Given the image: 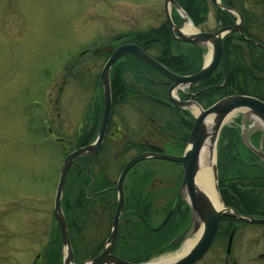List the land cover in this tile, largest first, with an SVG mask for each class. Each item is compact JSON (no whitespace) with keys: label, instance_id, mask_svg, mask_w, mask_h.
I'll return each instance as SVG.
<instances>
[{"label":"rangeland","instance_id":"1","mask_svg":"<svg viewBox=\"0 0 264 264\" xmlns=\"http://www.w3.org/2000/svg\"><path fill=\"white\" fill-rule=\"evenodd\" d=\"M211 4L214 5L212 1ZM212 5L200 26L184 12L195 30L215 31L223 26L215 20ZM173 12L181 19L178 26L187 21L174 7L171 17ZM162 22L166 23L163 0H0V264H53L55 256L61 264L63 248L53 203L61 164L71 151L57 137L72 135L90 101L102 98L98 82L108 59L105 60V49L108 47L110 55L115 47L132 43L124 42L126 38L120 34L158 27ZM235 22L234 19L232 24ZM203 49L202 63L207 52L206 47ZM127 54L132 55H121L109 70L111 101L112 94L117 98L124 93L120 102L113 104L111 124L121 123L130 139H139L145 124L140 122L138 110L167 114V120L174 114L164 106L146 105L133 96L148 93L146 89L150 91L151 85L127 67L123 61ZM116 66L127 70L118 76ZM121 84L125 92L124 88L119 91ZM186 88L189 87L174 89V95L179 98ZM161 94L164 97L163 91ZM189 110L195 113L193 107ZM240 120L250 125L257 122L264 128L261 120L243 111L233 112L223 127L232 130ZM60 124H65L63 131ZM137 151L136 146H129L117 163L125 162ZM222 151V173H227L232 153L224 148ZM156 164L166 166L163 161ZM117 169L118 165L113 166L111 174ZM216 171L218 174V168ZM72 176V170L71 174L67 172L62 198L73 207L74 217ZM73 217L67 226L68 233L70 229L74 232L76 242L82 229L78 231ZM184 241L162 250L155 262L167 260L162 257L180 250ZM76 258L79 262L82 259L78 255Z\"/></svg>","mask_w":264,"mask_h":264},{"label":"flooded vegetation","instance_id":"2","mask_svg":"<svg viewBox=\"0 0 264 264\" xmlns=\"http://www.w3.org/2000/svg\"><path fill=\"white\" fill-rule=\"evenodd\" d=\"M105 52L106 60L110 53L108 47ZM161 79L164 78L160 74L149 77L150 91L146 89L148 93L142 91L133 96H138L146 105L166 107L169 114H174L170 120L164 113L138 110L145 129L138 134L139 139H130L121 129V123L111 124L113 104L124 96L120 92L113 98L112 94V106L98 150L95 154L78 156L69 168L68 174L73 171L72 182H75L73 224L78 231L82 229L77 234L73 253L81 256V261L99 254L109 240L119 199L121 210L110 253L126 261L155 262L164 247L189 238L195 233V227L202 224L187 191L181 190L180 162L151 157L140 160L126 172L121 190L116 188L124 165L134 156L142 152L178 156L184 152L190 130L184 125L189 121L188 114L192 115L172 104L167 93L164 97L159 93ZM98 83L101 88L100 79ZM163 84L167 90L168 84ZM197 84L183 90L179 100L196 101ZM101 96L99 101H90L72 135L57 137L63 147L72 151L95 143L103 118V93ZM245 123L240 120L234 125L237 141L231 144L233 172L217 174L215 191L219 206L215 207L210 199L220 212L215 234L205 253L192 264H264V128L257 122ZM64 127L65 124L60 129L63 131ZM129 146H136L139 151L118 164L117 158ZM156 161H163L166 166L154 165ZM117 165L119 169L111 174L110 169ZM162 213H165L163 217ZM184 230L185 235L173 242Z\"/></svg>","mask_w":264,"mask_h":264},{"label":"water","instance_id":"3","mask_svg":"<svg viewBox=\"0 0 264 264\" xmlns=\"http://www.w3.org/2000/svg\"><path fill=\"white\" fill-rule=\"evenodd\" d=\"M211 1L220 9L230 12L234 16L236 22L231 25L218 27L215 31L196 30L193 33H186L182 31V27L184 24H182L181 26L176 25L171 17V9L172 7H174L183 14L184 21H186L187 16L184 11L181 9L176 0H163L164 18L174 37L179 38L181 41L194 46L206 47L207 43L211 44L210 58L208 60L204 59L202 66L196 72L188 75L177 74L162 65L155 58L148 55L140 46L133 43H124L115 47L109 55L108 59L105 61L100 72V82L102 85V93L104 98V110L98 138L95 143L73 150L66 155L61 164L58 180L55 187L53 215L59 226L61 245L63 248L61 264H76L74 262L73 250L69 239L67 221L61 206L62 195L66 184L67 172L69 170L70 164L76 157L89 153L95 154L99 148V144L104 133L105 122L109 117L111 110L109 70L113 63L125 53H131L141 62L148 64L162 74V76L165 78V80H163L162 82L168 84L167 96L170 102L184 109H189L190 106H196L198 111L192 113L194 122L188 133L187 144L185 146L183 154L175 156L169 154L146 152L134 156L124 165L119 175L117 189L121 190L122 180L126 172L132 165L140 160L151 157L180 162L183 167L181 190L184 189L187 191L188 199L192 204L193 209L201 219L202 233L198 237L194 245L186 250L184 254L176 258L167 259L165 261L163 260L160 262L144 263L130 262L123 260L117 256H113L110 252L117 230L116 219L121 210V203L119 199V205L113 221V230L110 234L109 240L107 239L99 254H97L93 258L85 259L78 264H192L205 253L208 246L210 245V242L216 231L220 212L214 208L212 202L210 201V197L203 189L198 186L196 182V175L201 167L200 153L204 146V143L209 140L210 148H215L219 133L226 122V117L235 111L246 112L261 120L264 125V101L257 97L246 94L230 93L218 99L211 105L203 108L198 102L194 100L180 101L174 95V89L182 86H190L203 80L214 71L221 60H224L222 39L227 33L238 32L241 36H243V15L237 9L222 3L221 0ZM249 40L259 46H262V44L255 39L250 38ZM208 116H212L211 124L207 123ZM257 153L263 156L260 152ZM210 167L214 189L216 190V162H212V164H210ZM197 224L198 222L195 223V226ZM196 229L197 228L195 227L194 231H196ZM185 233L186 230L181 232L178 236H176L173 242L179 241L185 235Z\"/></svg>","mask_w":264,"mask_h":264},{"label":"trees","instance_id":"4","mask_svg":"<svg viewBox=\"0 0 264 264\" xmlns=\"http://www.w3.org/2000/svg\"><path fill=\"white\" fill-rule=\"evenodd\" d=\"M176 2L197 26L203 23L210 11V5H212L210 0H176ZM222 3L241 11L244 18L243 36L237 32H231L223 37L224 60H221L217 68L194 87V90L198 89L194 98L203 107L230 93L251 95L264 100V0H251V2L247 0H222ZM212 7L215 20L221 25H230L234 22V17L228 11L214 5ZM172 19L176 25L181 22V19L174 12ZM120 35L126 38L124 42L139 45L147 54L177 74L188 75L194 73L202 65L203 47L183 44L174 39L165 22H162L158 27L132 30ZM250 38L257 40L262 46L253 43L249 40ZM183 45L187 47L184 48ZM173 50L176 51V54H173ZM125 57L126 59L123 61L126 62L127 67L135 73L136 77L142 78L146 83L149 77L159 76L157 71L140 62L136 57L129 54ZM125 70L127 69L124 67L118 68L116 66L115 74L121 76ZM224 79L225 82L223 83ZM121 88L125 89L123 84H121ZM162 91L164 94L166 93V86L160 83L159 93L161 94ZM188 116L189 121L184 126L189 129L194 120L189 114ZM236 141V131L234 129L226 130V127H223L218 144V173L222 172L221 167L224 158L222 157L224 153L222 149H228L231 152V144ZM230 158L232 159V156ZM230 164L227 165L230 168L228 172L232 173L233 167ZM62 200L64 215L70 226L73 207L71 209V204L63 198ZM69 237L72 249L75 251L74 232L71 229ZM74 261L79 262L76 254H74ZM56 263L58 264L57 256L54 257L53 264Z\"/></svg>","mask_w":264,"mask_h":264},{"label":"bare ground","instance_id":"5","mask_svg":"<svg viewBox=\"0 0 264 264\" xmlns=\"http://www.w3.org/2000/svg\"><path fill=\"white\" fill-rule=\"evenodd\" d=\"M232 8H235V7H232ZM235 9H237V8H235ZM239 12L241 13V11H239ZM182 31L186 32V33H193L196 30H195L194 26L191 24V22L189 20H187L184 23L183 27H182ZM175 39L179 40L183 44L186 43L184 41H181L179 38L175 37ZM206 48H207V52H206V55H205V59L208 60L210 58V56H211V44L207 43ZM142 63H144V62H142ZM144 64H146V63H144ZM146 65H148V64H146ZM162 65H164V64H162ZM151 68L154 69L153 67H151ZM191 107H193V110L195 112L198 111L196 106H191ZM230 116H231V114H229L226 117L225 120H227ZM211 117L212 116H208V118H207V123L208 124H211V122H212V118ZM142 153H146V152H142ZM214 161H215V148L214 147L210 148V142H209V140H207L204 143V146H203V148L201 150V153H200V164H201V167H200V170L198 171V173L196 175V182H197L198 186L207 193V195L213 201L215 207H218L219 203H218L216 191L214 189L212 173H211V167H210V164H212V162H214ZM57 225H58V223H57ZM201 233H202V224L199 225V227L195 231V234H194L193 238H187L183 242V245H182L180 250H178V251H176L174 253H169L168 255H164V257H162V259H172V258H176V257L181 256L182 254H184V252H186V250H188V248L190 247L189 245H191V244H193V243H195L197 241V239L201 235ZM167 247H169V245H167L164 248H167Z\"/></svg>","mask_w":264,"mask_h":264}]
</instances>
